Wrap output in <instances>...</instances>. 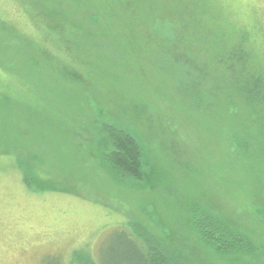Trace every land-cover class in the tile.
Instances as JSON below:
<instances>
[{
	"label": "rangeland",
	"instance_id": "1",
	"mask_svg": "<svg viewBox=\"0 0 264 264\" xmlns=\"http://www.w3.org/2000/svg\"><path fill=\"white\" fill-rule=\"evenodd\" d=\"M146 1L147 6L152 3ZM156 1L178 8L175 0ZM209 1L232 25L264 22V0ZM5 9L12 11L8 10V14ZM20 10L13 1L0 0L1 18L14 21ZM132 25L138 37L126 42L112 37L111 43L105 45L107 62L103 65L94 56L93 73L85 74L86 85L77 88L56 81L57 64L50 61L51 57L36 53V45L43 42L40 35L10 39L0 32V71L16 88L7 101L9 109L0 106V264H75L74 253L79 250L98 260L100 246L126 219L134 217L137 208L131 199L138 193L122 190L117 195L116 186L90 153L93 141L85 129L92 130L90 121L99 119L102 111V119L124 122L144 138L152 160H158L170 172L169 185L187 183L182 196L164 189L148 200L157 203L178 239L182 235L187 240L195 264H256L253 257L217 255L199 245L185 230L180 215L186 210V198L198 199L209 193L211 202L225 205L230 192L246 205L252 202L260 185L255 174L240 170L232 185L211 184L208 164L212 163V153L224 156L227 144L228 120L221 114L222 106L215 111L206 100L197 102L199 92L176 60L182 58L176 55L182 46H169L157 32L154 43L148 45L146 34L151 25ZM113 32L116 33L111 30L110 34ZM116 51L122 57L115 55ZM193 56L187 60L201 62ZM31 57L38 61L33 62ZM4 94L5 90L0 89V99ZM148 103L162 107L159 114L156 109L147 118L141 108ZM217 111L219 117H213ZM243 125L250 132L254 130L251 124ZM13 154L26 162L31 161L30 156H38L48 172L46 175L44 171V177L51 179L55 188L66 191L29 192ZM150 181L151 186L159 182L155 177ZM68 189H76L79 194ZM152 209L149 206L151 212ZM177 245L182 248L180 243Z\"/></svg>",
	"mask_w": 264,
	"mask_h": 264
},
{
	"label": "trees",
	"instance_id": "2",
	"mask_svg": "<svg viewBox=\"0 0 264 264\" xmlns=\"http://www.w3.org/2000/svg\"><path fill=\"white\" fill-rule=\"evenodd\" d=\"M7 1H13L21 10L18 16L14 14V21L0 17V32L10 39L40 35L45 44H37L36 53L51 57L50 61L57 64L56 81L70 83L75 88L86 85L85 74L91 75L94 71V56L103 65L107 62L109 53L105 45L111 43L112 37L120 42L138 37L134 22L151 25L146 34L148 45L154 43L157 32L169 46H182V51H176L182 58L176 60L199 92L197 102L202 104L204 99L215 111L222 106L221 114L228 120L225 155L213 152L212 163L208 164L211 184L232 185L236 171L240 170L255 174L260 189L246 205L240 204L230 192L225 205L211 202L209 193L198 199L185 197L186 210L181 211V221L188 235L205 249L220 256L253 257L256 264H263L264 22L232 25L209 0H175L177 10L156 0L148 6L146 0ZM8 10L12 11L5 9L8 14ZM156 24L159 26H154ZM111 30L116 33L110 34ZM133 48L134 44L127 54L130 55ZM114 54L122 57L120 51ZM193 55L201 62L187 60ZM30 59L38 61L35 57ZM203 86L206 88H201ZM0 89L5 90L0 106L9 109L7 101L16 88H12L11 79L1 71ZM161 108L148 103L141 111L148 118L156 109L159 114ZM217 112L212 116L219 117ZM103 114L104 111L99 119L90 121L91 131L85 129L93 141L90 153L101 163V170L110 183L116 186L117 195L122 190L138 193V197L131 199L137 212L100 246L98 260L87 251L79 250L74 253L73 261L75 264H195L187 240L182 235L178 239L157 203L148 200L154 198L156 191L164 189L182 196L186 194L187 183L169 185V171L159 165L158 160H152V151L144 138L124 122L102 119ZM167 116L171 118L170 110ZM243 123L251 124L254 130L250 132ZM6 154L12 155V152ZM14 157L22 172V183L29 192L66 191L55 188L52 180L44 177V171L46 175L48 172L38 156H30L31 161L27 162ZM153 177L159 181L155 186L150 185ZM67 191L79 194L76 189ZM149 206L153 207L152 212ZM160 206L163 207L162 203ZM116 241L118 247H115Z\"/></svg>",
	"mask_w": 264,
	"mask_h": 264
}]
</instances>
